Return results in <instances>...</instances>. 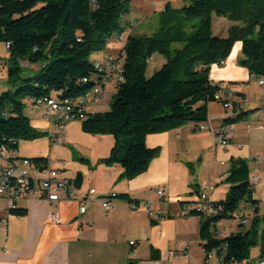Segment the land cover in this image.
I'll list each match as a JSON object with an SVG mask.
<instances>
[{
  "label": "trees",
  "instance_id": "obj_1",
  "mask_svg": "<svg viewBox=\"0 0 264 264\" xmlns=\"http://www.w3.org/2000/svg\"><path fill=\"white\" fill-rule=\"evenodd\" d=\"M131 2L0 0V42L10 44L9 88L0 94V143L17 151L21 140L47 134L35 129L25 114L28 99H78L97 85L95 78L83 80L96 72L91 56L104 50L113 34L124 30L123 17L130 13ZM213 15L232 22L227 36L214 34ZM237 41L243 43L240 63L263 79L264 0H190L182 8L167 5L152 33L131 34L123 49L122 79L115 83L110 109L86 110L81 119L85 132L115 138L110 154L101 162L122 165L123 177L132 179L160 154V147L147 146L149 134L207 121L208 103L217 101L221 90L210 78L211 66L226 59ZM155 54L166 61L149 77L148 65ZM21 61L39 64L40 71L23 76ZM249 113L243 111L224 123L237 122ZM32 160L48 165L43 157ZM250 177L248 161L233 157L225 179L228 193L216 202L222 209L213 215L191 210L203 218L205 251L223 255L226 264H244L257 245L264 259V216L259 214V201L250 189ZM80 182L81 175L76 180L78 185ZM243 202L254 207L250 227L218 238L217 223L240 217ZM12 213L24 215L26 210Z\"/></svg>",
  "mask_w": 264,
  "mask_h": 264
},
{
  "label": "crops",
  "instance_id": "obj_2",
  "mask_svg": "<svg viewBox=\"0 0 264 264\" xmlns=\"http://www.w3.org/2000/svg\"><path fill=\"white\" fill-rule=\"evenodd\" d=\"M167 5L171 6V0H132L131 11L123 18L124 30L113 34L105 49L93 60L111 53L118 59L117 64L122 65L128 37L152 33L158 26L142 28V17L150 15L152 6L154 11L159 8L163 12ZM231 25L227 17L213 15L214 34L227 36ZM0 45L6 49L0 51V65L8 66L9 50L4 42ZM242 45V41L235 42L225 65H212L210 71L211 80L221 87L223 101L231 103L229 108L221 100L208 103V116L213 126L225 125L226 118L250 111L246 118L233 123L227 146L216 141L211 131H196L195 123L149 134L147 146L160 147V154L145 172L132 179L123 177L122 165L101 162L115 145L112 135L87 133L82 121L76 119L66 124L62 142L55 143L51 140L57 133L54 117L48 118L45 106L27 100L25 114L32 126L47 134L34 140H21L16 155L46 158L49 166L61 169L73 180L77 191L74 199L62 200L56 205H51L36 191L20 201V208L26 210L24 215L0 210V246L3 247L0 264H129L130 261L136 264H205L206 251L201 239L203 218L192 214L191 210L203 180L215 185V201L226 198L229 184L225 179L233 157L246 159L250 175L259 177L253 197L259 201V214L264 215V82L240 63ZM151 60H154V72L166 61L161 54L153 55ZM21 62L32 66V70L40 68L39 64ZM30 75L34 73L29 72ZM106 86L102 97L86 99L88 112L110 109L113 95H106ZM8 88L9 85L3 89ZM91 187L98 193L86 201L87 211L82 214L80 199ZM159 189L164 190L163 195L158 194ZM110 193L120 196L112 201L107 211L102 197ZM146 202L164 218L151 219ZM55 208L60 212L61 223L49 219L50 211ZM240 211V217H234L238 219L236 222L217 223L218 238L250 227L249 215L254 211L250 212L249 203L243 202ZM243 216L249 220L246 225L241 223ZM262 226L264 228V224ZM179 246H188L187 253L171 256L169 251ZM154 253L158 256L154 257ZM260 253V245L253 247L244 264H264ZM218 257L216 252L212 261L222 264Z\"/></svg>",
  "mask_w": 264,
  "mask_h": 264
},
{
  "label": "built area",
  "instance_id": "obj_3",
  "mask_svg": "<svg viewBox=\"0 0 264 264\" xmlns=\"http://www.w3.org/2000/svg\"><path fill=\"white\" fill-rule=\"evenodd\" d=\"M126 44V43H125ZM125 46V45H124ZM9 49L10 44H6ZM118 59L111 53H106L102 58L94 61L96 72L88 78H95L97 81V89L88 91L85 96L78 99H58V97H45L40 100L28 99L31 103L43 105L48 110V118L54 117L57 122V133L52 136L53 142H62V133L66 124L71 120L85 118V101L88 97L100 98L104 94V87L114 81L122 79V65L117 64ZM226 59L221 60L217 65L223 66ZM264 82L263 79L260 81ZM222 90L216 95V99L223 101ZM224 106L229 108L231 103L223 101ZM195 130L211 131L214 134L216 141L222 145L227 146L230 135L233 131V123L229 125H220L214 127L212 120L200 123L195 126ZM259 177L257 175L251 176L249 179L250 189L254 190ZM215 185L210 180H203L200 184L198 199L193 204V209L197 212H202L207 215H213L222 209L221 205H217L214 199ZM39 191L41 197L48 201L51 205H56L62 200L74 199L76 197V187L71 178L67 177L61 169L53 168L49 165L38 164L30 158L20 157L16 155V151L10 150L7 145L0 143V210H6L12 213L20 209V201L26 196ZM97 189L91 187L80 199V213L84 214L87 211L86 201L97 195ZM159 195L164 194L163 189L158 190ZM117 193H110L104 195L103 207L109 211L112 207V201L117 198ZM148 208V213L151 219L161 220L163 215L161 212L152 208L150 202L145 203ZM254 211V207L250 208V212ZM50 221L54 223H61L62 218L60 212L55 208L49 213ZM249 220L246 216L241 217V223L246 225ZM134 243V241H131ZM188 246H179L171 249L169 254L171 256H179L187 253ZM3 247L0 246V253ZM212 251L206 252L205 264H216L212 261ZM218 260H223L224 257H218Z\"/></svg>",
  "mask_w": 264,
  "mask_h": 264
},
{
  "label": "rangeland",
  "instance_id": "obj_4",
  "mask_svg": "<svg viewBox=\"0 0 264 264\" xmlns=\"http://www.w3.org/2000/svg\"><path fill=\"white\" fill-rule=\"evenodd\" d=\"M184 3L185 4H189L190 0H171V7L172 8H182L184 6L183 5ZM159 7H160V5H159ZM153 8L154 7L152 6V10L150 12V15L142 17L143 21L141 22V24L144 23L142 28H152V27L156 28L155 26L159 22V18H160L161 14H162V11L159 8L157 9V11H154ZM4 49L5 48H3L2 45H0V51H3ZM5 51H6V49H5ZM99 52L100 51L93 53L92 56H91V60H93L94 57L99 55ZM123 62H124V59H123V57H121V63L123 64ZM7 65L9 66L10 64H7ZM19 65L22 67V75L23 76H28L29 72H32V73L35 74V73H38L40 71V68L39 69H35L34 68V70H32V68H31L32 66L30 67L28 65L22 64V62H20ZM8 66H6L5 64L0 65V94L5 90L3 88L8 86V83L6 82V80L8 79V69H7ZM153 73H154V60H151L150 63H149V69H148L147 75L150 77V76H152ZM115 92H116L115 82L111 81L106 86V95L111 94V96H112V95L115 94ZM26 107H27V105H26ZM254 215L255 214H250L249 215L251 223L253 221ZM262 216H264V215H262ZM237 220L238 219L230 218V219H223V220H221V222H223V223H233V222H236Z\"/></svg>",
  "mask_w": 264,
  "mask_h": 264
},
{
  "label": "bare ground",
  "instance_id": "obj_5",
  "mask_svg": "<svg viewBox=\"0 0 264 264\" xmlns=\"http://www.w3.org/2000/svg\"><path fill=\"white\" fill-rule=\"evenodd\" d=\"M92 89H97V85H95ZM92 89H91V90H92ZM91 90H89V91H91ZM217 95H218V93H217ZM226 125H229V124H226ZM240 212H241V211H240ZM215 254H216V252H215V251H212V257H213ZM219 257H223V255H219ZM219 262L223 264V260H219ZM216 264H217V263H216Z\"/></svg>",
  "mask_w": 264,
  "mask_h": 264
}]
</instances>
